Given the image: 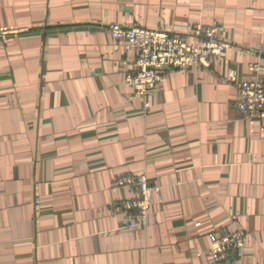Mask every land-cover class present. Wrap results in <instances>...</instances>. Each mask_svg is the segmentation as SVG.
<instances>
[{
    "label": "crops",
    "instance_id": "1",
    "mask_svg": "<svg viewBox=\"0 0 264 264\" xmlns=\"http://www.w3.org/2000/svg\"><path fill=\"white\" fill-rule=\"evenodd\" d=\"M111 23L193 41L217 25L207 70L170 72L151 107L125 82L134 56ZM0 264H264V131L236 108V81L264 83V0H0ZM156 192L143 229L121 227ZM235 225L243 251L213 263L208 235Z\"/></svg>",
    "mask_w": 264,
    "mask_h": 264
},
{
    "label": "built area",
    "instance_id": "2",
    "mask_svg": "<svg viewBox=\"0 0 264 264\" xmlns=\"http://www.w3.org/2000/svg\"><path fill=\"white\" fill-rule=\"evenodd\" d=\"M28 29L0 28V42L27 32ZM110 38L119 44L123 53L131 51L134 61L124 82L143 102L144 110L151 107L159 94L166 76L175 70H207L226 49L219 37L217 25L192 27L193 41L184 35L163 30H148L133 25L111 23L107 27ZM264 55V46L259 49ZM255 75L252 81H236V73L229 71L225 81L235 83L236 108L247 119L258 120L264 131V83L257 79L258 65H249ZM114 188L127 187L135 197L124 201L119 208L122 213L121 227L126 230L143 229L148 222L149 209L157 189L150 185L144 174L119 176L113 181ZM210 257L213 263H225L232 255L240 254L245 247V234L238 226L220 228L208 235Z\"/></svg>",
    "mask_w": 264,
    "mask_h": 264
}]
</instances>
